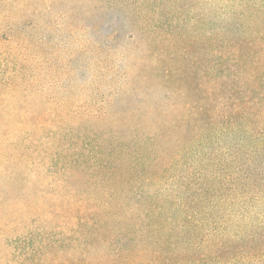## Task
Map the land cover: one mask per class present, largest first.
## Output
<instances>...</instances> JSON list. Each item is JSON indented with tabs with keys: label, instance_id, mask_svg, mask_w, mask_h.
Wrapping results in <instances>:
<instances>
[{
	"label": "trees",
	"instance_id": "obj_1",
	"mask_svg": "<svg viewBox=\"0 0 264 264\" xmlns=\"http://www.w3.org/2000/svg\"><path fill=\"white\" fill-rule=\"evenodd\" d=\"M105 1L149 27L137 80L178 101L110 131L0 116V264H264V0Z\"/></svg>",
	"mask_w": 264,
	"mask_h": 264
},
{
	"label": "rangeland",
	"instance_id": "obj_2",
	"mask_svg": "<svg viewBox=\"0 0 264 264\" xmlns=\"http://www.w3.org/2000/svg\"><path fill=\"white\" fill-rule=\"evenodd\" d=\"M129 6L110 11L105 0H0V116L64 113L70 124L87 119L86 127L110 131L137 108L147 120L171 111L178 100L166 85L138 81L143 63L151 68L157 61L149 55V27ZM210 8L206 0L197 10L210 20ZM113 32L114 48L101 53L98 43Z\"/></svg>",
	"mask_w": 264,
	"mask_h": 264
}]
</instances>
